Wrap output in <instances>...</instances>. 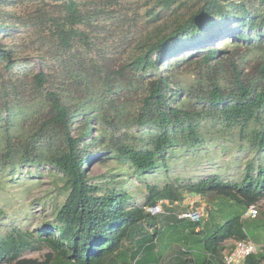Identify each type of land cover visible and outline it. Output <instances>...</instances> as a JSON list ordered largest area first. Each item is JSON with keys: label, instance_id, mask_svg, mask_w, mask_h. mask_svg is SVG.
<instances>
[{"label": "trees", "instance_id": "1", "mask_svg": "<svg viewBox=\"0 0 264 264\" xmlns=\"http://www.w3.org/2000/svg\"><path fill=\"white\" fill-rule=\"evenodd\" d=\"M173 1L166 0V4L170 5ZM261 4L264 8V0ZM231 5H226L224 0H205L184 22L156 39L149 52L132 61L135 69L155 67L157 72L145 88L133 115L136 125L149 127V135L139 138L140 145L110 138L107 128L115 126V121H109L105 116L102 120L108 126L96 129V135L90 142L95 150L89 151L86 139L95 128V117L90 114L96 103L95 97L88 99V92L85 93L84 89L80 93H70L64 88V82L47 90L51 78L43 70L31 77L25 72L23 79L10 74L4 80L2 86L8 117H3V110L0 111V167L10 166L12 176L23 165H52L63 173L67 195L57 210L54 227L17 230L3 237L0 261L10 259L12 264H158L162 254L156 251L155 245L148 243L155 240L165 243L173 239L178 244L182 243L185 251L181 250L177 256V264H187L192 258L195 264H225L224 242L230 238H248L246 224L260 227V222L244 220L243 215L251 204L264 197V165L259 166L256 175L253 174V166L248 165L239 182L229 183L220 176H210L183 184L191 194L212 193L224 199L218 211L211 215V223L200 231L196 229L203 223L177 219L175 212L178 206L169 207L170 213L159 216L146 212V204L164 198L171 202L183 199V194L173 186L158 189L147 185L150 195L146 204H131L133 194L128 184L134 179H128L126 174H120L119 179L112 174L103 183L94 182L87 172L92 159L103 152L129 162L133 173L140 178L161 164H167V153L176 146L197 145L212 136L218 138L237 134L240 149L264 150V59L253 73H245L240 65L231 61L232 73L223 78L218 76L217 69L222 64L218 61L209 70L206 83L189 88L177 83L172 69L168 68L180 66L184 60L190 59L179 58L181 52L214 40L211 47L204 49L202 61L208 65L213 59L221 60L223 54L239 52L242 45L257 44L252 34L264 36V11H252L243 2H232ZM67 9V16L56 28V55L72 49L73 39L78 40L82 36V30L77 26L83 18L78 3L68 0ZM4 28L0 24V33ZM225 33L235 39L222 37ZM8 35L10 33L5 32V36ZM221 42L223 46L220 47ZM259 44L263 46L264 41ZM155 52L156 55H153ZM2 60L6 61L8 68H12L16 59L13 48L2 43L0 38ZM78 62L82 71L84 60L79 59ZM121 67L117 76L108 72L112 68H107L101 76L103 83L110 85V91L115 85L119 88L127 86L129 92L136 91L135 78L125 74ZM102 69L95 67L97 71ZM90 76L75 72L73 85L87 84ZM115 77L119 78L116 83ZM11 93L20 109L25 104L29 105L23 100L31 95L32 99H42L47 103V112L33 123L28 122L30 118L24 117L22 128L15 129L16 121H13V114H9L13 100L7 97ZM79 116L82 117V132L74 138L70 132L71 124ZM203 120L213 123V129L203 128L200 124ZM98 141H101L100 145H97ZM218 216L223 218L222 223L216 222ZM163 218L167 219V223L160 229L159 220ZM181 221L188 223L180 226ZM34 238L51 248V253H47L44 259L23 256V250L31 245ZM194 250L200 253L199 256ZM245 264H264V249L260 247L249 255Z\"/></svg>", "mask_w": 264, "mask_h": 264}, {"label": "rangeland", "instance_id": "2", "mask_svg": "<svg viewBox=\"0 0 264 264\" xmlns=\"http://www.w3.org/2000/svg\"><path fill=\"white\" fill-rule=\"evenodd\" d=\"M75 1L83 15L82 23L77 25L82 30V36L78 40L73 39L72 49L63 50L56 55L58 43L56 28L68 14V0H0V24L5 26L0 33L1 42L13 48L16 59L12 68L6 66L5 60L0 61V111L3 110V117H8V111L5 109L6 94L2 83L10 74L19 75V78L23 79L25 72H28L26 76L31 77L32 74L43 70L49 73L51 78L47 90L64 82V88L68 92L80 93L84 89L85 93L88 92V99L96 98V103L90 112L95 117V128L93 134L86 139L89 142L87 144L89 151L95 150V147L90 146V142L96 135V129L108 126L107 122L102 120L105 116L109 121H115V126L107 128L110 131V138L140 145L139 138L149 135V127L136 125L133 115L137 112L145 88L149 81L157 76V72L155 67L135 69L132 61L137 56L149 52L151 44L156 39L169 33L176 24L184 22L191 13L196 12L204 4L205 0H174L170 5L166 4V0ZM224 1L229 7H232V2H243L252 11L259 13L264 11L261 0ZM5 32L10 35L5 36ZM223 36L228 40L235 39L228 33ZM252 37H255L254 43L257 44L242 45L239 52L223 54L221 60L213 59L211 65L204 63L202 59L205 54L204 49L211 47L216 40L181 52L179 58L190 57V59L184 60L180 66L168 68L172 69L174 80L185 88L206 83L209 70L212 65L218 64V61H222L219 65L220 69H217L220 78L228 77L232 73L231 61L240 65L245 73H253L264 59V44H261L263 46L259 44L264 41V36L256 37L252 34ZM221 46H223L222 42ZM153 55H156V52ZM79 59L85 62L82 71L79 69ZM96 66L103 68L102 71L95 70ZM121 66L125 74L135 78V85L138 86L136 91L129 92L127 90L129 87L119 88L117 85L110 91V85L103 83L101 76L107 72V68H112L108 72L117 76ZM77 71L92 75L87 84L73 85L74 74ZM118 79L115 77V83ZM7 97L13 100L10 106L12 112L9 114H13V121H16L13 126L15 129L22 128L24 117L30 118L28 122L33 123L36 118L47 112V103L42 99H32L33 96L29 95L23 100L29 105L25 104L23 109H20L12 93ZM30 114L32 115L29 116ZM81 120L82 117L79 116V119L71 124L70 132L74 138L82 132ZM200 124L208 130L214 127L208 120H203ZM100 143L101 141H98L97 145ZM239 145L237 134L218 138L212 136L203 143L193 146L179 145L167 153V164H161L140 178L133 173L129 162L111 153L101 152L102 154H98L89 163L87 172L94 182L103 183L112 174H116V178L119 179L120 174H126L128 179H134L128 184L133 194L131 204H146L150 195L147 185L156 186L158 189L173 186L183 194L184 199L191 195L183 187L186 182H196L210 176H220L229 183L239 182L245 175L248 165L253 166V174L256 175L259 166L264 165V150L240 149ZM31 172L35 174L32 175ZM11 173L10 166L0 167V242L8 233L17 230L33 231L54 227L57 210L63 205L67 195L65 177L52 165L39 167L23 165L12 176ZM203 196V203L199 202L198 206H204L205 212L209 214L204 223L196 229L197 231L211 223V215L218 211L219 204L224 201L221 196L212 193ZM183 199H179L181 203L176 208V212L186 207ZM255 204L258 208L257 216L251 218L245 212L243 219L260 222L258 228L251 224H246V228L249 238L264 249V197ZM227 208L226 205L225 210ZM216 222L222 223L223 218L218 216ZM159 223L158 227L162 229L167 219L163 218ZM187 223L181 221L180 226ZM237 241L234 238L226 240L223 254L230 251ZM165 243L155 240L148 245H155L156 251L162 254L158 264L176 263L177 256L181 250L184 251V245L176 243L173 239L166 240ZM49 252L51 253V248L46 243L34 238L31 239V245L23 250V256L44 259ZM195 254L199 256L200 253L196 250ZM0 264L12 263L10 259H5L0 261Z\"/></svg>", "mask_w": 264, "mask_h": 264}, {"label": "built area", "instance_id": "3", "mask_svg": "<svg viewBox=\"0 0 264 264\" xmlns=\"http://www.w3.org/2000/svg\"><path fill=\"white\" fill-rule=\"evenodd\" d=\"M197 195V196H196ZM204 196L200 193L191 194L183 199L185 203L184 210L175 212L177 219L179 220H190L197 223H204L209 212H205V207H199L198 203H203ZM181 203L180 200L174 202L169 199H161L155 203L148 204L145 206L146 212L151 216H159L170 213L169 207L178 206ZM247 216L255 218L258 214V208L256 204H251L247 211ZM260 250V245L254 242L251 238H245L238 240L233 248L230 249L224 255L225 264H245L246 258ZM177 264V263H171ZM187 264H195L194 258H192Z\"/></svg>", "mask_w": 264, "mask_h": 264}, {"label": "clouds", "instance_id": "4", "mask_svg": "<svg viewBox=\"0 0 264 264\" xmlns=\"http://www.w3.org/2000/svg\"><path fill=\"white\" fill-rule=\"evenodd\" d=\"M198 228H199V226H198Z\"/></svg>", "mask_w": 264, "mask_h": 264}]
</instances>
